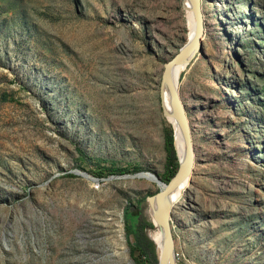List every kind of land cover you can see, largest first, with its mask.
<instances>
[{"label":"rangeland","instance_id":"374dc122","mask_svg":"<svg viewBox=\"0 0 264 264\" xmlns=\"http://www.w3.org/2000/svg\"><path fill=\"white\" fill-rule=\"evenodd\" d=\"M199 2L174 264H264V0ZM187 36L184 0H0V264H137L123 212L150 221L157 187L122 176L163 173L154 104Z\"/></svg>","mask_w":264,"mask_h":264},{"label":"water","instance_id":"95a60500","mask_svg":"<svg viewBox=\"0 0 264 264\" xmlns=\"http://www.w3.org/2000/svg\"><path fill=\"white\" fill-rule=\"evenodd\" d=\"M190 4V11L194 17V38L187 45L180 47L176 54H174L168 61L163 64L161 79L165 85L172 106L173 118L178 128L183 147L185 150V157L182 163L177 165V169L172 178L167 182L163 183L159 177L154 173L141 172L134 175H124L123 178H140L143 175H149L156 179L157 191L148 195L144 198V202L154 213L156 217L152 218L151 224L161 231L163 242L160 246L159 253L155 252L156 264H174L173 252H174V240L170 226V211L163 206L162 200L164 197L170 195L184 182L189 180L191 176L193 165H194V151L191 137V130L186 117V112L183 104L180 101L175 85L172 81L170 72L173 66L178 64L187 65L195 56L199 50V38L202 33V16L200 4L196 0H187ZM172 129V146L174 149V129ZM175 152V149H174ZM146 237L151 241L146 233ZM152 242V241H151ZM153 243V242H152ZM154 245V243H153ZM155 249V247H154Z\"/></svg>","mask_w":264,"mask_h":264},{"label":"trees","instance_id":"16d2710c","mask_svg":"<svg viewBox=\"0 0 264 264\" xmlns=\"http://www.w3.org/2000/svg\"><path fill=\"white\" fill-rule=\"evenodd\" d=\"M163 150L165 153V160L163 165V173L162 175H159V179L163 183H167L172 176L175 174L177 165H178V157H176V152H174L173 146H172V129L170 126L164 128L163 134ZM135 172H137L138 168H133ZM129 170L126 168H102L97 171H93L92 174L95 177H102L103 175H123L128 173ZM67 177H73L72 174H67ZM157 191V189L149 193V195L154 194ZM131 210V207H127L125 211L123 212L125 220V233L127 235L132 236V243H129V252L130 256L133 257V254H136V257H134L137 264H156V256L155 252L157 253V247L153 245V243L146 237L145 235V229H152L153 226L151 224V221H145L143 217L139 214L138 208L135 210L136 213L132 214L133 217L136 219V223L134 226V229L131 230L129 221L127 220V215H129V212ZM155 247V249H154Z\"/></svg>","mask_w":264,"mask_h":264},{"label":"bare ground","instance_id":"6f19581e","mask_svg":"<svg viewBox=\"0 0 264 264\" xmlns=\"http://www.w3.org/2000/svg\"><path fill=\"white\" fill-rule=\"evenodd\" d=\"M200 4V0H196ZM184 5L186 7L187 15H188V36H187V41L185 45L190 43L193 38H194V17L192 12L190 11V4L188 3L187 0H184ZM202 22H203V16H202ZM204 33L203 32V23H202V33L199 38V42L203 40L204 38ZM186 65L178 64L176 66H173L170 72L172 81L175 85L176 91L178 88L179 80L181 78L182 72L185 70ZM160 92L162 94L161 96V103H160V109L158 108V103L155 102V112L157 117H160V110L162 108V116H164L167 119V122L173 126L174 129V149L176 152V157H178L179 163H182L185 157V150L183 147V143L181 140V136L179 134L178 128L175 124L174 118H173V112H172V106H171V101L167 92V89L165 85L162 83L160 87ZM160 101V100H159ZM165 120V119H164ZM178 163V164H179ZM143 178H147L148 180L157 183L153 177L149 175H143ZM141 178V177H140ZM188 182V181H187ZM187 182H184L180 187H178L174 192H172L170 195L166 196L163 198L162 203L163 206L166 209L172 208L174 205L177 204L178 200L180 197L183 195L184 189H186ZM146 213L150 219L156 217V213H154L153 209H151L148 205L146 204ZM148 237L151 239V241L154 243V245L157 247V253H159L160 246L162 245L163 242V237L161 234V231L155 227V231H148L147 232ZM174 259V255H173Z\"/></svg>","mask_w":264,"mask_h":264},{"label":"built area","instance_id":"2783aa9c","mask_svg":"<svg viewBox=\"0 0 264 264\" xmlns=\"http://www.w3.org/2000/svg\"><path fill=\"white\" fill-rule=\"evenodd\" d=\"M173 255H174V260H175V259H177V257H178V254H177V252H176V250H175V249H174Z\"/></svg>","mask_w":264,"mask_h":264}]
</instances>
